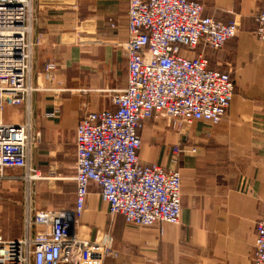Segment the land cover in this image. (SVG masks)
<instances>
[{"label":"crops","instance_id":"crops-1","mask_svg":"<svg viewBox=\"0 0 264 264\" xmlns=\"http://www.w3.org/2000/svg\"><path fill=\"white\" fill-rule=\"evenodd\" d=\"M196 1L205 15L240 24L237 37L221 50L205 51L210 68L229 72L235 81L233 102L218 125L197 121L177 131L160 115L147 119L140 130L141 160L181 173L179 223L129 225L122 215L109 213L98 185H89L75 232L89 241L112 239L117 257L105 264H254L256 224L264 211V42L254 30L264 0ZM127 24L128 0L34 2L29 82L35 90L24 104L4 110L6 123L30 119L33 126L30 165L39 177L12 169L8 175L18 179L5 181L25 186L34 210H59L46 197L53 187L57 200L76 174L79 120L88 111L113 109L114 93L126 88ZM75 193H70L72 208Z\"/></svg>","mask_w":264,"mask_h":264},{"label":"built area","instance_id":"built-area-1","mask_svg":"<svg viewBox=\"0 0 264 264\" xmlns=\"http://www.w3.org/2000/svg\"><path fill=\"white\" fill-rule=\"evenodd\" d=\"M35 1L0 0V180L18 179L8 175L12 169L38 176L30 165L36 144L30 119L22 124L4 119L6 105L24 104L35 90L29 82ZM37 1L51 5L55 0ZM255 22L254 35L264 42V7ZM127 26L126 88L114 93L113 109L88 111L77 125L75 206L34 210L27 192L25 235L8 239L0 230V264H105L117 257L111 238L89 241L75 232L91 183L98 185L109 213L122 215L129 225L179 223L181 173L141 160L140 130L147 119L160 115L177 131L197 121H223L235 81L229 72L210 68L205 51L221 50L237 37L240 24L205 15L196 0H128ZM253 263L264 264V211L256 224Z\"/></svg>","mask_w":264,"mask_h":264},{"label":"rangeland","instance_id":"rangeland-1","mask_svg":"<svg viewBox=\"0 0 264 264\" xmlns=\"http://www.w3.org/2000/svg\"><path fill=\"white\" fill-rule=\"evenodd\" d=\"M76 189L75 181H67L63 186L62 193L54 200L53 196L57 193L53 187L48 188L50 197H46L51 207L59 209H71L72 199L70 193ZM26 188L22 185L9 183L5 180H0V230L4 235L9 236V233H24V212L26 206ZM44 207V206H42Z\"/></svg>","mask_w":264,"mask_h":264},{"label":"bare ground","instance_id":"bare-ground-1","mask_svg":"<svg viewBox=\"0 0 264 264\" xmlns=\"http://www.w3.org/2000/svg\"><path fill=\"white\" fill-rule=\"evenodd\" d=\"M37 177H39V176H37ZM37 177H34V178H37Z\"/></svg>","mask_w":264,"mask_h":264}]
</instances>
